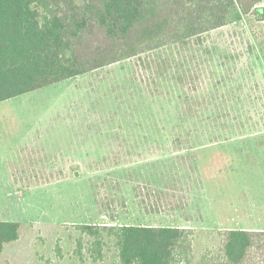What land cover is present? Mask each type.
<instances>
[{
	"label": "rangeland",
	"instance_id": "1",
	"mask_svg": "<svg viewBox=\"0 0 264 264\" xmlns=\"http://www.w3.org/2000/svg\"><path fill=\"white\" fill-rule=\"evenodd\" d=\"M262 45L251 11L1 101L0 221L20 234L0 264H95L82 224L189 228L193 264L219 230L264 231Z\"/></svg>",
	"mask_w": 264,
	"mask_h": 264
},
{
	"label": "trees",
	"instance_id": "2",
	"mask_svg": "<svg viewBox=\"0 0 264 264\" xmlns=\"http://www.w3.org/2000/svg\"><path fill=\"white\" fill-rule=\"evenodd\" d=\"M264 0H0V102L169 45L202 43L210 31ZM264 57V45H262ZM95 264H193L194 231L173 226L77 225ZM218 256L195 264H264V231H217ZM0 221V253L19 238ZM113 251L112 263L104 261ZM100 261V262H98ZM108 261V260H107Z\"/></svg>",
	"mask_w": 264,
	"mask_h": 264
},
{
	"label": "water",
	"instance_id": "3",
	"mask_svg": "<svg viewBox=\"0 0 264 264\" xmlns=\"http://www.w3.org/2000/svg\"><path fill=\"white\" fill-rule=\"evenodd\" d=\"M75 175H77V173H75Z\"/></svg>",
	"mask_w": 264,
	"mask_h": 264
}]
</instances>
